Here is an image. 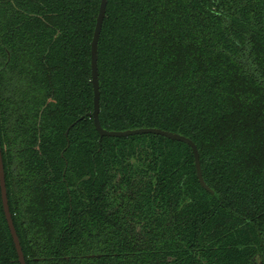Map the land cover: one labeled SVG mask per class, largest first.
Segmentation results:
<instances>
[{"label": "trees", "instance_id": "16d2710c", "mask_svg": "<svg viewBox=\"0 0 264 264\" xmlns=\"http://www.w3.org/2000/svg\"><path fill=\"white\" fill-rule=\"evenodd\" d=\"M99 6L0 0V146L26 264H264V0H107L101 127L189 138L213 194L186 144L100 141ZM0 264H19L1 195Z\"/></svg>", "mask_w": 264, "mask_h": 264}, {"label": "water", "instance_id": "95a60500", "mask_svg": "<svg viewBox=\"0 0 264 264\" xmlns=\"http://www.w3.org/2000/svg\"><path fill=\"white\" fill-rule=\"evenodd\" d=\"M106 6H107V0H100L99 12H98V16L96 19V25H95V29H94V33H93V37L91 41L90 67H91V83H92V89H93V109L90 113L86 114V117L91 118L93 120V124H94L95 130L99 134L100 141L103 137L126 138L130 136H137V135L140 136V135L151 134V135L161 136L166 139L188 145L191 148L192 153H193L194 166H195L196 176H197V180L199 184L204 190L213 194V191L206 185L203 179L197 147L189 138H186L179 134H175L172 132L163 131V130L155 129V128H139V129H134V130H126V131H108L101 127V124L99 121L100 86H99V74H98V42H99V37H100L101 29H102L103 20L105 17ZM73 125L74 124H72L66 131L65 133L66 136L68 135V131ZM0 195H1L3 213H4L5 220H6L16 253H17L18 262L19 264H26L25 258L22 252V248L20 245V241L18 239L16 230L13 224L12 215L9 210L7 191H6V186H5V175H4L2 154H1V146H0Z\"/></svg>", "mask_w": 264, "mask_h": 264}]
</instances>
